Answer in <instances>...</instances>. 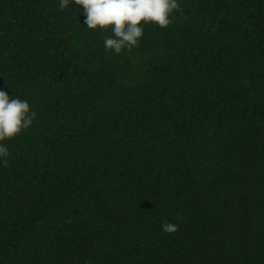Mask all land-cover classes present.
Instances as JSON below:
<instances>
[{
  "label": "trees",
  "instance_id": "obj_1",
  "mask_svg": "<svg viewBox=\"0 0 264 264\" xmlns=\"http://www.w3.org/2000/svg\"><path fill=\"white\" fill-rule=\"evenodd\" d=\"M179 3L116 53L72 2L0 0V87L36 112L0 264H264V0Z\"/></svg>",
  "mask_w": 264,
  "mask_h": 264
},
{
  "label": "clouds",
  "instance_id": "obj_2",
  "mask_svg": "<svg viewBox=\"0 0 264 264\" xmlns=\"http://www.w3.org/2000/svg\"><path fill=\"white\" fill-rule=\"evenodd\" d=\"M70 2L82 9L87 28L109 33L102 38L104 49L116 53L136 46L146 24L167 26L180 11L179 0H58L57 7L63 9ZM35 116L27 100L0 87V165L8 163L9 148L3 141L31 125ZM177 228L171 221L161 224L166 232Z\"/></svg>",
  "mask_w": 264,
  "mask_h": 264
}]
</instances>
